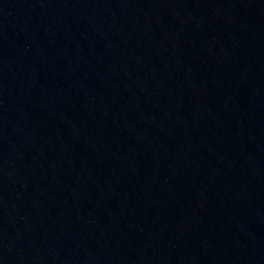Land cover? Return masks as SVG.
Segmentation results:
<instances>
[{"label":"water","instance_id":"95a60500","mask_svg":"<svg viewBox=\"0 0 264 264\" xmlns=\"http://www.w3.org/2000/svg\"><path fill=\"white\" fill-rule=\"evenodd\" d=\"M0 264H264V0H0Z\"/></svg>","mask_w":264,"mask_h":264}]
</instances>
